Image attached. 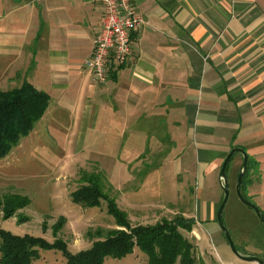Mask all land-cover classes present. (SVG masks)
Wrapping results in <instances>:
<instances>
[{
    "label": "crops",
    "instance_id": "obj_1",
    "mask_svg": "<svg viewBox=\"0 0 264 264\" xmlns=\"http://www.w3.org/2000/svg\"><path fill=\"white\" fill-rule=\"evenodd\" d=\"M130 2L144 20L132 31L130 58L97 83L83 61L101 26L98 3L0 0V90L26 81L44 91L49 102L38 120L67 111L81 140L96 129L125 141L161 130L158 141L170 148L199 139L197 162L217 173L222 145L237 137L232 146L247 141L250 164L264 168V148H255L264 141V0ZM220 201L206 202L209 220Z\"/></svg>",
    "mask_w": 264,
    "mask_h": 264
},
{
    "label": "rangeland",
    "instance_id": "obj_2",
    "mask_svg": "<svg viewBox=\"0 0 264 264\" xmlns=\"http://www.w3.org/2000/svg\"><path fill=\"white\" fill-rule=\"evenodd\" d=\"M48 114L35 123L34 129L21 135L7 155L0 157V195L19 193L29 199L28 205L17 211L28 220L18 221L15 215L4 217L0 211V228L19 235L42 236L49 242L60 238L72 253L90 247L97 236H89L87 231L101 228L104 236L107 229L116 227L106 200L102 199L99 205L81 206L71 199V192L82 182L81 175L93 172L100 175L104 191L125 211L132 224H154L180 214L194 220L189 230H180L196 245V255L205 264H254L237 257L217 221L206 217V202L220 199L223 194L218 181L222 161L217 173L204 170L196 157L201 146L199 139L187 141V147L170 148L165 141H158L161 130L144 132L149 140L135 134L125 141L126 137L119 140L117 131L96 129L88 130L81 140L67 111ZM227 126L229 133L232 125ZM134 132L137 133L134 130L131 135ZM234 140L231 142L235 143ZM231 142L227 140L222 145L227 152L235 147ZM246 142H242V147L249 155L251 147L247 148ZM255 144L256 149L264 148V141ZM237 153H233L226 170L229 194L222 220L239 252L264 260V227L253 209L236 194V176L242 162V155ZM261 166L250 165L245 181L254 183L250 193L246 192V185L241 192L264 214V189L260 196L257 189L263 184ZM254 192L258 194L255 198ZM60 217L64 223L54 232L53 225ZM146 259L145 253L134 246L123 256H106L103 264H147ZM64 262L62 250L51 247L39 248L32 264Z\"/></svg>",
    "mask_w": 264,
    "mask_h": 264
},
{
    "label": "trees",
    "instance_id": "obj_3",
    "mask_svg": "<svg viewBox=\"0 0 264 264\" xmlns=\"http://www.w3.org/2000/svg\"><path fill=\"white\" fill-rule=\"evenodd\" d=\"M48 102L49 97L44 91L26 81L17 88L0 90V157L9 153L22 134L32 130ZM234 154L231 155L225 171ZM249 163L251 159L248 156L241 189L246 185L245 180L251 165ZM80 179L82 182L71 192L72 201L81 206H93L99 205L102 199L106 200L107 211L113 216L116 227L107 229L104 236H101V228L94 232L87 231L89 236L95 234L97 238L92 240L90 247L75 253L69 252L66 242L60 238L49 242L42 236L29 233L19 235L0 228V264H32L39 248L51 247L62 250L64 264H103L106 256H123L134 246L145 253L147 264H205L196 255V245L180 230H189L194 221L192 218L177 214L171 219L162 218L154 224H132L125 211L118 208L115 200L104 191L100 175L91 172L81 175ZM28 203L29 199L19 193L0 195V211L4 217L15 215L18 216V221L28 220L27 216L17 212ZM62 223L64 220L60 217L53 225L54 232L59 230Z\"/></svg>",
    "mask_w": 264,
    "mask_h": 264
},
{
    "label": "built area",
    "instance_id": "obj_4",
    "mask_svg": "<svg viewBox=\"0 0 264 264\" xmlns=\"http://www.w3.org/2000/svg\"><path fill=\"white\" fill-rule=\"evenodd\" d=\"M102 10L91 55L83 61L93 80L103 83L109 68L125 64L133 49L132 31L144 22L130 0H93Z\"/></svg>",
    "mask_w": 264,
    "mask_h": 264
},
{
    "label": "water",
    "instance_id": "obj_5",
    "mask_svg": "<svg viewBox=\"0 0 264 264\" xmlns=\"http://www.w3.org/2000/svg\"><path fill=\"white\" fill-rule=\"evenodd\" d=\"M236 152H238L242 155V162H241L240 167L238 169L237 176H236V183H235L237 197L239 198V200L242 203H244L245 205H247L253 209V211L255 212L260 223L264 227V214H263V212L254 202L248 200L241 192V181H242V178H243L244 173L246 171L248 155L242 147H238V146L232 147L226 153V155L224 156V158L222 160L220 169H219L218 181H219V184L221 186L223 194H222L221 201H220L219 206H218L217 211H216V221H217L221 231L223 232L226 240L228 241L232 251L235 253V255L237 257H239L243 260L251 261L254 264H264V260L262 258H260L256 255H252V254H243V253L238 251V249L236 248V246L233 243V240L231 238L229 230L227 229V227L225 226V224L222 221L223 209H224V206H225V203L227 201L228 194H229V187H228V183H227L225 168H226V165H227L231 155L233 153H236Z\"/></svg>",
    "mask_w": 264,
    "mask_h": 264
},
{
    "label": "bare ground",
    "instance_id": "obj_6",
    "mask_svg": "<svg viewBox=\"0 0 264 264\" xmlns=\"http://www.w3.org/2000/svg\"><path fill=\"white\" fill-rule=\"evenodd\" d=\"M248 160V159H247ZM242 190V189H241Z\"/></svg>",
    "mask_w": 264,
    "mask_h": 264
}]
</instances>
